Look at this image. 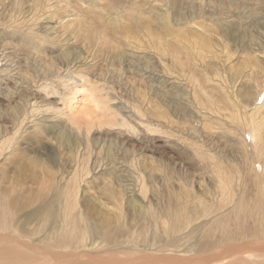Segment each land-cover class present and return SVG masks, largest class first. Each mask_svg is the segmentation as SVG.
<instances>
[{
    "label": "rangeland",
    "instance_id": "rangeland-1",
    "mask_svg": "<svg viewBox=\"0 0 264 264\" xmlns=\"http://www.w3.org/2000/svg\"><path fill=\"white\" fill-rule=\"evenodd\" d=\"M18 4L0 2V247L116 264L262 229L234 219L264 186V0ZM90 209L112 243L70 225Z\"/></svg>",
    "mask_w": 264,
    "mask_h": 264
},
{
    "label": "bare ground",
    "instance_id": "bare-ground-1",
    "mask_svg": "<svg viewBox=\"0 0 264 264\" xmlns=\"http://www.w3.org/2000/svg\"><path fill=\"white\" fill-rule=\"evenodd\" d=\"M1 1H3V0H0V2ZM51 1L52 0H33V3H34L33 7L40 3V4H42L43 8H46L50 4ZM21 2H22V0L18 1V3H21ZM18 3H17V0H14V6L19 7L21 9V6ZM259 89L260 90L258 93V97L256 98V101H258L259 98L264 97V79L260 83ZM262 102L264 103V100ZM253 110H256V111L249 115L251 121L255 122L254 120H255L256 115L257 116L260 115V119H262L263 115H262V113L258 112V108H255ZM236 119H238V117H236ZM251 125H252L251 126V132L254 133V138L255 137L257 138L258 130L257 129L255 130V128H254L255 123H252ZM261 140H262L261 146L258 148V151H256V152L258 154H260V156H264V139L261 138ZM261 184H264V178H263V182ZM259 194L261 196L259 197L258 201L254 202L251 205V208H250L251 212L249 215L244 213V207L242 205L236 206L237 210H236V215H235V219H234L236 224L240 223L241 220H244V221L254 220L255 219L254 214H258L259 219L257 218L256 222H257V225H258V222L261 224L262 229L258 230V228H257L255 230H253L252 232H249L248 237H250V239H245V238H242L240 236H238L237 238L233 237V238H231V244L222 245L216 241H213L209 237L200 244V247H198L199 249L196 253L197 256H195V257H191V258H178V257H170V256L161 257V256H166V255H158L159 257L157 255H154V256H156V257H154L153 255L147 256L150 254H147V255L145 254V255H142V257H140V258L135 257L136 259L133 258V260H132V258H130L131 260H129V261H127L128 258L126 257L127 259L124 260L125 263H123L122 261H119L116 264H258V262H257L258 257L264 258V243H263L264 242V186L261 187V185H260ZM84 197H85V195H84ZM40 208H42V207H40ZM56 208H54L55 210L54 209L51 210V216H52V219L54 220L52 224H55L56 219L57 220L60 219V215H58ZM39 211H40V209H39ZM93 212H95V214L97 213L99 215L98 222H91L90 221L91 219L90 220L87 219L88 222H86L84 227L81 226V228H82V230H81V228L79 227L80 224L78 223V220H73L72 222H70L71 220L68 219L70 222V225L73 227V229L79 228V230L82 232V234H83V232H89V233L91 232V237L92 236L93 237L94 236L100 237L101 239H103V241H101L100 243H102V242L112 243L113 239L111 238V236H109L110 234H108V233H110L109 228L111 227V224H110L108 217H102L101 211L98 209L93 210L91 213L93 214ZM68 220L66 221L67 224H68ZM172 222H175V220L173 219ZM159 224L161 225V223H159ZM164 224H165V222H164ZM164 224H163V226L166 225V224L165 225ZM219 225H220V223H219ZM163 228H162V230H163ZM83 235H85V234H83ZM3 239H6V237L2 236V238H0V240H3ZM9 239H11V238H8V240ZM167 240H168L167 242H170L169 239H167ZM178 241L176 239H171V243H169V245L175 246L176 248H178L181 240L179 241V243H178ZM61 244L65 245L66 243L62 242ZM91 244H92V246H94L95 243H91ZM44 249L47 252H50L49 249H47V246ZM214 249H219V250L214 252ZM35 250H36V247H35ZM45 250H44V252H45ZM258 254H260V255H258ZM62 256L64 259L67 260L68 257H71V254H62ZM33 259L34 258L32 257V255H29V254L22 252L21 249L19 250V248H16L13 246L0 247V264H29L31 261H33ZM140 260H142V261L139 262ZM69 262H71V261H69ZM92 262H93L92 264H107L104 260H96V261L93 260ZM72 263L77 264L75 262H72ZM57 264H60V263H57Z\"/></svg>",
    "mask_w": 264,
    "mask_h": 264
},
{
    "label": "clouds",
    "instance_id": "clouds-1",
    "mask_svg": "<svg viewBox=\"0 0 264 264\" xmlns=\"http://www.w3.org/2000/svg\"><path fill=\"white\" fill-rule=\"evenodd\" d=\"M85 114L87 113V109H84Z\"/></svg>",
    "mask_w": 264,
    "mask_h": 264
},
{
    "label": "built area",
    "instance_id": "built-area-1",
    "mask_svg": "<svg viewBox=\"0 0 264 264\" xmlns=\"http://www.w3.org/2000/svg\"><path fill=\"white\" fill-rule=\"evenodd\" d=\"M248 141H249V139H248Z\"/></svg>",
    "mask_w": 264,
    "mask_h": 264
}]
</instances>
